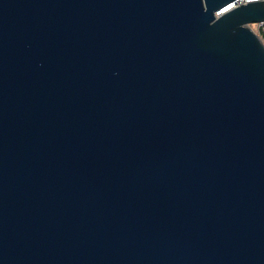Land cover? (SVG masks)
<instances>
[{"label":"water","instance_id":"obj_1","mask_svg":"<svg viewBox=\"0 0 264 264\" xmlns=\"http://www.w3.org/2000/svg\"><path fill=\"white\" fill-rule=\"evenodd\" d=\"M233 1L0 0V264H264V0Z\"/></svg>","mask_w":264,"mask_h":264},{"label":"built area","instance_id":"obj_2","mask_svg":"<svg viewBox=\"0 0 264 264\" xmlns=\"http://www.w3.org/2000/svg\"><path fill=\"white\" fill-rule=\"evenodd\" d=\"M248 1H255V0H234L229 8L235 7L239 4L246 3ZM216 12V14H218ZM264 43V20L248 23L247 25Z\"/></svg>","mask_w":264,"mask_h":264}]
</instances>
